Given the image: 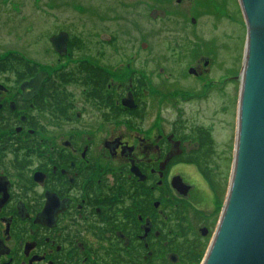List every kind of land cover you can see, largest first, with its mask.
Returning <instances> with one entry per match:
<instances>
[{
  "label": "flooded vegetation",
  "instance_id": "af4514ba",
  "mask_svg": "<svg viewBox=\"0 0 264 264\" xmlns=\"http://www.w3.org/2000/svg\"><path fill=\"white\" fill-rule=\"evenodd\" d=\"M137 7L121 27L145 42H121L102 0L95 39L55 19L44 41H0V264H204L235 144L181 106L212 95L215 53L148 42L168 12Z\"/></svg>",
  "mask_w": 264,
  "mask_h": 264
},
{
  "label": "rangeland",
  "instance_id": "374dc122",
  "mask_svg": "<svg viewBox=\"0 0 264 264\" xmlns=\"http://www.w3.org/2000/svg\"><path fill=\"white\" fill-rule=\"evenodd\" d=\"M100 1L3 0L0 3V16L2 20H10L11 23L2 29L4 35L0 34V41L4 38V42H32L36 33L40 35L36 37H41L44 41L50 34L55 19L60 20L57 21L60 23L63 20L70 22L74 32L82 29L84 32L94 33L95 39L92 22L95 17L94 10L100 5ZM112 4L115 8H112ZM102 5L108 10L109 7L116 9L111 22L121 29L125 23L124 18L132 17L134 6H138V11L145 5L153 6L157 11L165 8L168 12L166 21L161 25L149 24L152 33L148 42H176L182 37H195L192 42L214 50L216 64L214 62L215 70L211 82L216 80L217 84L211 85L212 95L204 101L182 104L184 114L181 117L189 125L214 127L218 151L230 150L236 140L240 77L247 35L239 0H102ZM99 13L102 15L103 11ZM145 18L147 23L138 19L141 25L149 23L148 16ZM34 27L37 28L33 33ZM115 32L111 31L112 34ZM121 32V42L127 37L131 38L126 39L130 43L146 41L143 32L137 28L132 29V35H126L124 29ZM228 74L238 77V80L223 86L218 81ZM173 117L174 115H170V120ZM230 154L228 151L227 159L221 164L227 188L233 158Z\"/></svg>",
  "mask_w": 264,
  "mask_h": 264
},
{
  "label": "water",
  "instance_id": "95a60500",
  "mask_svg": "<svg viewBox=\"0 0 264 264\" xmlns=\"http://www.w3.org/2000/svg\"><path fill=\"white\" fill-rule=\"evenodd\" d=\"M246 25L230 185L204 264H264V0H239Z\"/></svg>",
  "mask_w": 264,
  "mask_h": 264
}]
</instances>
